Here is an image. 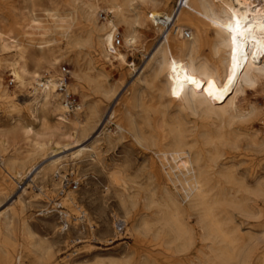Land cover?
Masks as SVG:
<instances>
[{"label": "rangeland", "instance_id": "rangeland-1", "mask_svg": "<svg viewBox=\"0 0 264 264\" xmlns=\"http://www.w3.org/2000/svg\"><path fill=\"white\" fill-rule=\"evenodd\" d=\"M150 1L132 0L130 8H124L125 23L117 26L120 45L115 48L122 58L111 60L102 53L97 32L112 18L104 9L106 0H0V264H207L208 242L193 216H185L190 240L184 246L163 226L168 216L156 215L160 222L151 232H133L141 222L151 224L145 206L154 158L134 137L146 130L151 110L157 112L158 123L191 115L181 88L179 97L173 95L168 76L197 57L166 50L165 32L153 30L164 29L157 21H137V14L153 12ZM154 1L160 17L176 12L178 0ZM84 4L98 8L94 23ZM36 25L52 27L46 38L37 35L35 41H48L46 47L54 51L56 80L64 83V92L56 88V93L67 92L61 102L69 99L75 106H66L67 119L76 116L81 125H60L55 106L42 105L34 79L44 83L52 72L47 65L36 68L39 52L24 36L38 33ZM179 26L191 33L187 25ZM12 30L20 43L9 36ZM116 34H111L112 41ZM131 36L134 43L125 44ZM169 38L177 40L172 31ZM205 46L200 59L210 64L206 70H212L211 78L222 89L223 64ZM231 111L235 117L225 132L240 136L226 143L213 139L222 154L219 160L234 163L240 173L264 178V79L236 90ZM203 123L200 129L214 138L217 124ZM65 180L77 182V188L67 186L59 199ZM221 186L225 194L231 193L230 185ZM168 190L181 194L179 186ZM241 196L249 205L257 202V218L225 210L243 233L252 232L258 239L244 249L254 247L258 257L264 253V195ZM178 201L186 209L187 202ZM58 202L63 217L54 209ZM162 242L170 247H162Z\"/></svg>", "mask_w": 264, "mask_h": 264}, {"label": "bare ground", "instance_id": "bare-ground-1", "mask_svg": "<svg viewBox=\"0 0 264 264\" xmlns=\"http://www.w3.org/2000/svg\"><path fill=\"white\" fill-rule=\"evenodd\" d=\"M131 1L106 0L104 9L112 15V18L97 28L98 43L105 58L111 60L122 58L115 48L114 53H110L111 34H116L118 25H124L123 12L126 11L123 10L130 5ZM150 3H152L153 12L137 14V21L146 24L149 19H153L162 25L164 29L157 27L153 30L165 32L163 43L166 50H178L188 55L197 53L196 60H190L186 66L169 74L168 82L172 90L174 88L176 91L180 90L182 88L181 81L185 80L186 76L203 81L205 87L209 80L214 81L211 78L212 70H206L210 64L200 59L201 49L205 45L212 52V56L223 64L225 74L223 88L231 84V90L223 96V99L209 97L206 92L198 91L195 86H192L187 92L182 91V97L189 103L188 108L191 111L190 116L186 115L182 119L177 118L170 121L161 119L158 123L157 112L149 111L152 116L146 117V130L137 133L134 138L138 143L143 141L147 149L154 155L150 163V196L145 206L152 217L150 225L149 221L141 222L133 227V232L135 234L140 231L151 232L160 222L156 215L168 216L169 221H165L163 226L173 230L176 236L174 241H180L184 246V243L190 240L188 239L189 231L184 222L185 216H193L197 226L203 231L204 240L208 242L210 255L207 264H264V253L254 257L256 253L254 247L244 252L249 243L258 239L252 232L243 233L233 221L232 216L225 210L227 207L234 208L246 216L257 218V215H260L257 202L249 205L247 197L241 195L249 194L257 199L264 195V178L252 173H240L234 163L226 162V160L220 161L222 154L216 151L213 140L226 143L231 139L234 141L238 139L239 134L225 132L235 117L231 107L236 90L242 87H251L257 84L260 79H264V56L259 55V52L264 50V0H178L174 6L176 12L166 16V19L160 17L161 14L154 9L157 2L152 0ZM128 7L130 8V6ZM97 9L91 4L85 5L87 18L92 23L95 22ZM234 15L238 16L241 24L246 26L245 35L241 37V47L247 52V56L245 58L241 54L238 64L233 61L231 33L227 31L228 23H234L232 19ZM179 23L187 25L191 33L187 29L180 28ZM34 29L38 33L24 32V36L29 38V45L34 44L39 52V56L35 59L36 68L47 65V70L52 72L44 83H39L34 79L42 105L55 106L57 121L60 125H81L75 118L76 116L67 119V104L61 102L62 96L64 100L67 92L65 94L56 93V88L64 92V83L61 80H56L57 61L53 57L54 51L46 47L48 41L43 39L35 41L37 35L46 38L52 27L50 29L49 26L36 25ZM60 29L64 28L60 25ZM108 30L111 31L109 35L107 34ZM170 31L177 40L169 38ZM9 36L17 43L21 42L15 31L11 32ZM65 36L63 34V37ZM178 36L183 37L184 40H178ZM20 38L22 37L20 36ZM125 39L127 45H131L135 41L132 36ZM252 53H256L258 58L254 59ZM229 77H233L231 82ZM222 89L217 87L213 91L219 95V90ZM213 117L215 120H212ZM206 120H211L213 122L211 125L217 124L214 138H211L206 130L200 129ZM206 146L212 147L211 150L206 149ZM82 151H85L84 148L77 154ZM55 162L53 165L56 164ZM222 184L230 185V194L227 195L223 192ZM169 186L174 188L179 186L181 194H176L175 191L173 194L171 190L169 192ZM157 191L159 192L158 198L156 197ZM177 192L179 193V191ZM139 195L137 193L132 198L131 206L133 208L138 204ZM178 198L187 202L186 209L180 206ZM261 240H264V237ZM161 246L170 247L167 242H162ZM122 264H132V262L126 260Z\"/></svg>", "mask_w": 264, "mask_h": 264}, {"label": "snow or ice", "instance_id": "snow-or-ice-1", "mask_svg": "<svg viewBox=\"0 0 264 264\" xmlns=\"http://www.w3.org/2000/svg\"><path fill=\"white\" fill-rule=\"evenodd\" d=\"M232 19L234 23L232 22L228 23L227 31L231 33V40H232V45H233L231 49L232 58H233V61L238 64L239 57L241 54H243L245 58L247 56V52L241 47V37L245 35L244 29L246 26L241 24V21L238 16L234 15ZM252 55L254 59L258 58L256 53H252ZM259 55L264 56V50H261L259 52ZM232 79L233 77H229L230 82ZM181 85H182L181 90L184 92L189 91L192 86H195L198 91L206 92L209 97H212L214 99H223V96L227 95V93L231 90V84H229L228 86H225L222 90H219L220 94L217 95L216 92L213 91V89L217 88L215 81L209 80L207 82V87H205L203 81H198L192 76H186L185 80L181 81ZM180 94L181 93L177 92L175 88L173 89L174 96L179 97Z\"/></svg>", "mask_w": 264, "mask_h": 264}, {"label": "built area", "instance_id": "built-area-1", "mask_svg": "<svg viewBox=\"0 0 264 264\" xmlns=\"http://www.w3.org/2000/svg\"><path fill=\"white\" fill-rule=\"evenodd\" d=\"M186 36H187V34H186ZM119 45H120V39H119L118 34H116L114 36V38H113V41H112V44H111V47H110V53L113 54L114 53V48H118ZM66 104H67V106H68L69 109H73L75 107L74 106V103L72 101H70L69 99L66 100ZM62 184H64V185L62 186V188L58 192V196H60L59 199L63 196L64 189L67 186H71L72 189H76L77 188V182H68V181L65 180L64 182H62ZM54 209H55V211H57V213H58V215L60 217H63L64 216L63 206H61L59 204V202L56 203V206H55Z\"/></svg>", "mask_w": 264, "mask_h": 264}]
</instances>
